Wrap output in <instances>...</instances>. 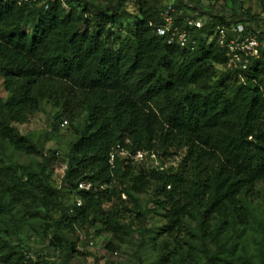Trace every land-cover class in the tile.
<instances>
[{
  "label": "trees",
  "instance_id": "obj_1",
  "mask_svg": "<svg viewBox=\"0 0 264 264\" xmlns=\"http://www.w3.org/2000/svg\"><path fill=\"white\" fill-rule=\"evenodd\" d=\"M167 4L182 9L177 20L196 11L202 20V28L192 30V50L156 33ZM238 23L259 43V56L244 69L226 67L214 35L216 26ZM0 86L6 94L0 95V233L18 234V210L42 220L50 246L65 251L61 261L49 262L0 234L1 263L73 264L74 244L63 230L91 216V224L124 236L132 227L120 221L119 208L142 218L150 203L165 220L160 233L171 236L184 220H195V231L186 233L201 242L197 249L186 241L184 252L161 264L197 259L195 248L203 264H233L220 232L245 202L242 195L264 181L261 17L201 10L185 0H137L134 13L127 0H0ZM43 99L61 110L57 125L84 114L58 178L51 169L56 151L34 167L4 160V145L41 154L18 125ZM137 152L146 159L135 160ZM81 182L89 188H78ZM148 190L152 196L143 206L140 196ZM214 219L219 226L212 230ZM247 260L243 264H264V234Z\"/></svg>",
  "mask_w": 264,
  "mask_h": 264
},
{
  "label": "rangeland",
  "instance_id": "obj_2",
  "mask_svg": "<svg viewBox=\"0 0 264 264\" xmlns=\"http://www.w3.org/2000/svg\"><path fill=\"white\" fill-rule=\"evenodd\" d=\"M74 1V0H73ZM91 1V0H88ZM189 5L196 6L198 9L220 12L226 15L232 13L240 14L248 11L250 14L261 17L264 20V0H185ZM101 5L100 2H95ZM137 0H127V9L135 12ZM197 13V11H196ZM0 95L5 96L0 86ZM52 100L43 99L39 110L32 114L26 123L18 125L20 133L28 135L40 147L41 154L37 156L24 155L13 151L7 145L3 147L5 161L8 163H17L24 166H35V163L42 158L50 157L53 151H56V158L52 159L51 169L56 178L64 168L63 157L68 152L69 145L76 138V129L83 124V113L73 121L63 125H57L55 116L61 115ZM42 155V156H41ZM55 155V154H54ZM142 156L138 160H145ZM179 156L166 158V165L170 162H177ZM152 192L148 190L140 196L141 204L145 206L146 201L151 199ZM245 202L241 204L240 209L234 211L230 220V225L226 230L220 232V239L225 238L227 258L231 259L233 264H243L253 259L258 248V241L264 234V181L256 183L251 190L244 193ZM123 200L125 196L121 197ZM70 201L69 199L67 202ZM127 201V200H125ZM128 207L131 204L126 202ZM110 203L104 204L103 209L108 211ZM148 211L142 218H136L131 212L123 211L119 208L120 221L131 225L132 232L124 236L113 235L106 230L99 222L90 223V217L73 229L63 230L66 237L73 242L74 251L70 254V261L73 264H161L162 258H172L178 253L187 249L186 241L194 240L192 243L197 247L201 244L200 240L189 237L187 230L195 231V220H184L181 229L169 236L160 233L165 220L161 212L149 210L152 204L147 203ZM23 209V208H22ZM21 212L16 215L20 230L16 236L12 230L2 232L5 240L11 243L22 245L29 249L31 256H43L47 261L59 262L65 255L64 250L54 249L49 244L50 236L44 233L42 220L28 218L27 214L21 216ZM212 230L219 226L215 219L211 221ZM232 226V227H231ZM145 229L144 231H142ZM142 231V232H141ZM208 248H212L211 243L205 242ZM201 248V247H199ZM197 259L188 260L185 264H203L202 253L197 251ZM0 264H3L0 262ZM171 264V262L163 263ZM222 264V263H219Z\"/></svg>",
  "mask_w": 264,
  "mask_h": 264
},
{
  "label": "built area",
  "instance_id": "obj_3",
  "mask_svg": "<svg viewBox=\"0 0 264 264\" xmlns=\"http://www.w3.org/2000/svg\"><path fill=\"white\" fill-rule=\"evenodd\" d=\"M181 14L182 9H177L173 5L167 4L161 11L163 22L155 30L159 35H167L170 42L192 50L196 44L192 30L202 28L203 22L196 17V12L192 13L191 16L184 17L182 21L177 20L176 16ZM214 35H216L218 45L225 49L227 57L226 67L228 68L244 69L252 59L259 56L258 40L251 33H244L243 25L240 23L229 27L216 26ZM63 124H66V121H63ZM114 156L115 151H112L109 155L110 164L113 162ZM142 156H146L144 152H137L133 158L138 160ZM89 186V184L82 182L78 184V188L88 189ZM80 204V200L77 199L76 205L79 206Z\"/></svg>",
  "mask_w": 264,
  "mask_h": 264
}]
</instances>
